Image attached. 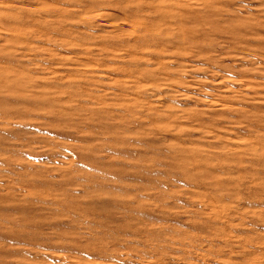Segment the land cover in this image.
I'll list each match as a JSON object with an SVG mask.
<instances>
[{"label":"rangeland","instance_id":"obj_1","mask_svg":"<svg viewBox=\"0 0 264 264\" xmlns=\"http://www.w3.org/2000/svg\"><path fill=\"white\" fill-rule=\"evenodd\" d=\"M0 264H264V0H0Z\"/></svg>","mask_w":264,"mask_h":264}]
</instances>
